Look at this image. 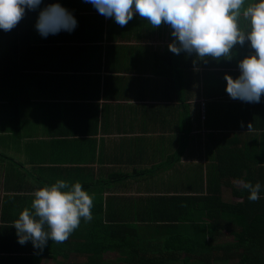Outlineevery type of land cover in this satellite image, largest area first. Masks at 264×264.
I'll list each match as a JSON object with an SVG mask.
<instances>
[{"label": "crops", "instance_id": "0c3cea01", "mask_svg": "<svg viewBox=\"0 0 264 264\" xmlns=\"http://www.w3.org/2000/svg\"><path fill=\"white\" fill-rule=\"evenodd\" d=\"M254 2L245 0V6ZM103 18L108 23L107 39L101 48L90 43L88 49L89 57L103 59L97 70L91 69L101 77L76 89L79 102L84 99L87 108L83 122L95 125L91 133L70 123L78 102L71 98L74 89L68 88L74 86L71 77H20L18 89L3 96L11 129L0 127V151L9 152L0 154V219L8 197L20 196L23 209L36 190L57 180L79 182L94 200L133 199L139 207L147 206L150 195H203L212 160L202 155L206 142L225 144L226 153L245 151L247 142L237 141L241 130L231 126L237 120L226 119L225 109L224 119H214L209 127L203 104L212 96L235 105L241 102L230 98L226 88L214 92L205 77L224 70L238 78L239 62L254 54L247 38L233 47L230 58H199L184 51L177 55L169 50L176 39L170 25L153 28L135 11L123 27ZM239 23L242 30L248 28L245 18ZM48 61L60 63L53 57ZM261 98L264 103V95ZM185 136L186 156L172 164L178 140ZM99 182L104 184L95 191ZM223 187L222 198L232 202L224 197ZM13 204L8 206L10 212Z\"/></svg>", "mask_w": 264, "mask_h": 264}, {"label": "trees", "instance_id": "16d2710c", "mask_svg": "<svg viewBox=\"0 0 264 264\" xmlns=\"http://www.w3.org/2000/svg\"><path fill=\"white\" fill-rule=\"evenodd\" d=\"M52 3L70 11L77 26L71 32L62 30L42 37L35 23L39 11ZM107 24L86 0H42L36 10L25 9L13 29H0V127L11 129L4 97L18 89L20 77H71L74 86L68 88L71 92L74 89L71 98L77 101L76 89L91 86L94 77H101L91 69L97 70L103 59L89 57L88 49L90 43L93 48H101L107 39ZM107 51L111 53L109 47ZM111 56L107 54L108 58ZM52 57L60 63L53 61L52 65L48 61ZM225 72L220 70L213 77H205L212 82L209 86L214 92L226 88ZM79 100L69 116L74 120L70 123H76L81 132L91 133L95 125L89 127L83 122L87 108L85 100ZM237 103L212 96L203 104L209 127L214 119H224L222 112L226 109V119L237 120L231 125L235 126L233 130H241L237 141L247 142L245 151L237 155L226 153L221 142H206L202 155L212 160L207 168L205 194L150 195L146 207H139L138 200L133 199H93V219L85 222L81 218L79 227L66 241L57 243L49 238L42 250L33 247L31 241L20 244L13 226L25 208L31 209L32 201L21 209L20 196L8 197L0 219V264H41L46 260L57 264H264V103ZM178 141L172 164L183 162L186 156V136ZM18 168L11 169L19 171ZM241 181L261 184L257 201L248 199L249 192ZM103 184L99 182V188L94 190L99 191ZM222 186L230 187L233 196L240 200H224ZM12 202L10 212L8 206ZM226 235L231 239H224ZM107 252L114 256H106Z\"/></svg>", "mask_w": 264, "mask_h": 264}, {"label": "clouds", "instance_id": "9594fccd", "mask_svg": "<svg viewBox=\"0 0 264 264\" xmlns=\"http://www.w3.org/2000/svg\"><path fill=\"white\" fill-rule=\"evenodd\" d=\"M42 0H0V29H13L25 15V9L36 10ZM99 14L112 18L121 27L132 18L134 11L153 28L162 23L171 26L175 41L169 45L174 54L193 52L199 58H230L236 44L250 41L254 54L239 62L240 75L225 76L226 92L232 99L259 103L264 94V0L245 6V0H86ZM248 21L242 30L240 18ZM77 21L70 11L59 3L42 8L35 28L42 37L60 31L71 32ZM178 42V44H177ZM249 192L248 199L260 198L261 184L241 181ZM94 194L82 189L79 182L69 184L57 180L51 186L34 192L31 209L25 208L13 226L18 242L31 241L33 247L43 249L48 239L57 243L66 241L85 222L93 219Z\"/></svg>", "mask_w": 264, "mask_h": 264}, {"label": "rangeland", "instance_id": "374dc122", "mask_svg": "<svg viewBox=\"0 0 264 264\" xmlns=\"http://www.w3.org/2000/svg\"><path fill=\"white\" fill-rule=\"evenodd\" d=\"M3 152H4L5 154H9V152L6 151L5 149H4ZM3 152L0 151V154H3ZM223 190H224V193H223V194H224V197H225L228 201H235V202H237V201L240 200V198L233 196V193H232V190H231L230 187H228V186H224V187H223ZM224 239L228 240V239H231V238H230L229 236L226 235ZM221 240H223V237L221 238ZM223 241H224V240H223ZM106 255H107V256H114V254L111 253V252H107ZM41 264H57V263H56L55 261L46 260L45 262H42Z\"/></svg>", "mask_w": 264, "mask_h": 264}]
</instances>
